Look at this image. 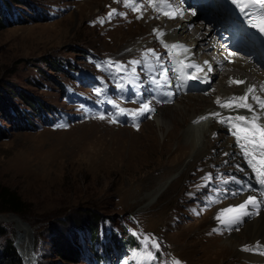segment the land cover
<instances>
[{
	"label": "rangeland",
	"instance_id": "374dc122",
	"mask_svg": "<svg viewBox=\"0 0 264 264\" xmlns=\"http://www.w3.org/2000/svg\"><path fill=\"white\" fill-rule=\"evenodd\" d=\"M149 1L0 0V186L22 202L20 214L0 212V264H15L5 257L9 241L27 263L18 224L6 222L14 216L30 234L33 264H247L245 253L237 259L234 250H221L225 226L212 224L243 178L220 153L234 130L216 131L218 150H209L217 157L185 170L187 158L168 173L173 155L160 149L172 125L165 128L148 113L134 119L119 112L139 109L147 97L169 108L182 102L177 94L157 101L144 77L148 50L155 69L171 71V46L149 29L176 22H159ZM179 40L181 59L204 61L194 43ZM203 68L211 73L192 85L190 97L231 92L223 69L220 77ZM131 79L140 87L132 88ZM37 104L44 116L33 110ZM185 129L175 133L170 151ZM67 251L78 259L61 256Z\"/></svg>",
	"mask_w": 264,
	"mask_h": 264
},
{
	"label": "bare ground",
	"instance_id": "6f19581e",
	"mask_svg": "<svg viewBox=\"0 0 264 264\" xmlns=\"http://www.w3.org/2000/svg\"><path fill=\"white\" fill-rule=\"evenodd\" d=\"M148 3L157 15H161L159 22H162L163 25L165 24L169 26L171 20H176L173 29V26H171L170 29H163L160 27L161 25L159 26L160 23L158 25L154 24L153 27H150L149 31H156L155 35L158 37L156 39L163 38V41H158L162 42L164 45L167 44L171 46L172 43L175 45H181L179 38L180 35H182V38L188 39L195 44V50L199 52L200 58L204 59L201 64L194 62L191 57L181 59L179 57V50L171 48L170 51L168 50V56L172 58V63L169 64L171 66V71H168L165 68L162 71L161 68L155 69L154 66H152L153 58L149 54L146 56V62L151 65L152 70L149 71L145 67L143 73L145 74L144 77H147L151 81L150 90L154 97L157 96L155 99L163 103L166 99H172L173 101V96L175 94L182 97L180 98L182 99V102L179 101L175 105H168L172 106L171 108L164 104H156L157 102L155 100L149 99L148 97L143 99L141 103V105L149 104L154 109L151 113H145L151 115L155 123L163 125L165 128H168V125L170 124L172 125L171 130L167 133L168 144L161 146L160 149L162 154L163 152H167L169 155H173L172 159L167 163L169 164L167 167V172L169 173L174 169L180 168V166L184 164V160L187 158H189V161L184 167L185 170L194 165L193 163L196 164L199 162L200 159H213L217 157L215 155L212 156L209 149L216 148L215 150L217 152L219 146L217 147L216 144L215 133L218 129H225L226 131L232 129L231 123L234 121H230V118H234L237 115L252 116L255 114L261 117L259 122L264 123V111L259 108L256 100L252 99V97H259L264 100V69L258 70V68H256L255 61L250 59L251 54L243 56L224 50L221 46L222 43L219 41V37L217 38L216 33L209 28V25L203 24L201 21L194 22L197 15H191L190 11H185V8L178 4V0H163V2L162 0H151V3L150 1L147 2V4ZM153 4L155 7L152 6ZM168 4L171 5V8L166 6ZM255 7L259 9L258 5H255ZM255 7L249 9L248 20L250 22H253L256 19L254 14L256 11ZM146 10L148 11L150 9L146 8ZM166 13L175 18H169V15ZM153 14V12L146 14V20L150 21L153 18ZM177 16L179 17L177 18ZM165 20H168L169 23H164ZM196 23L197 27L194 26ZM189 30L191 31L189 32ZM191 32H193V34H191ZM156 39L150 41L148 46L150 47ZM159 42L158 46L160 45ZM147 53L152 54L149 50ZM178 60H183L185 64L198 65L201 71H196L194 68L182 70L181 65L178 64ZM228 61L229 64H226ZM205 66L209 67V70L214 68V76L220 75V77H222L223 75L225 85L227 84L226 87L227 89H230L231 92L218 88L219 90H216V92L211 95L212 97L210 96L211 98L200 94L190 97L189 90L192 89V85L198 86L199 82L197 80L205 76L203 74L211 73L203 68ZM219 69H223L225 73L221 75L218 72ZM175 71H184L189 75L191 74L193 77L190 78V89L183 95L178 93L174 77ZM161 73L166 75L167 83L161 81ZM231 81H243V83L236 84L231 83ZM130 82L132 88L140 87L136 79H131ZM250 87L254 89V92L249 94L248 103L254 109V112H248L246 109L236 107L223 108L216 103L217 98H219L221 102H224L229 97L244 96ZM169 93H171V95H169ZM161 105L166 107H157ZM203 107H205L204 110H201ZM213 113H218L219 115L213 116L211 115ZM201 117L208 118L196 123L195 121H198ZM182 126H186V129L184 131V136L178 139L175 147V154V151L173 152L169 149L170 141ZM225 145V148L220 153H226L224 159L228 162L231 160V166L237 164L234 169L236 172L237 170H242L243 178L238 179L235 184L238 194L233 197L236 198L227 200L224 207L223 205L219 207V210L213 214L212 224L214 221L215 225L223 226L216 219L217 215L227 208L237 207L250 196L255 198L256 205L249 206L248 215L243 216L239 224L225 226V232L222 235V239L225 238L224 245L220 248L225 251L234 250L235 253H233V257L237 259L243 257V253H245L247 264H264V199L261 197V194H259L257 188L258 184H262L260 182L261 177L250 165L248 158L245 157L240 147V143L237 141L234 134L230 135L229 133V138ZM3 218L4 217H0V221H3ZM6 222H15L18 224L20 231L18 243L22 246L21 253L25 259H27L26 264H33V261H29L31 242H29L28 239H30V234L27 233L26 229L21 228L20 222L16 220L15 216L8 217Z\"/></svg>",
	"mask_w": 264,
	"mask_h": 264
},
{
	"label": "snow or ice",
	"instance_id": "6c2138e0",
	"mask_svg": "<svg viewBox=\"0 0 264 264\" xmlns=\"http://www.w3.org/2000/svg\"><path fill=\"white\" fill-rule=\"evenodd\" d=\"M163 2V0H162ZM234 3L237 0H233ZM151 3V0H150ZM250 5H258L259 13L258 20L260 24V30L264 31V0H242V10L244 4ZM155 7V5H152ZM171 8V5H166ZM168 14V13H166ZM169 18H175L170 14ZM183 46L181 45H171L172 49H181ZM149 53H146L147 56ZM132 65H137L141 63V61H131ZM178 64L181 65L182 70L187 68H194L196 71H201L198 65L193 64H185L183 60H178ZM144 66L151 71V65L145 61ZM117 71L121 70L120 65H116ZM134 78V77H133ZM189 78H193L191 74ZM161 81L163 83H167V78L164 73H161ZM231 83L241 84L243 81H231ZM253 88H248L247 92L244 96H233L229 97L224 102H221L219 98H217L216 103L223 108H243L248 112H254V109L248 103L249 94L253 93ZM171 95V93H169ZM252 99L256 100L259 108L264 111V100L259 97H252ZM154 109L149 104H142L141 107L137 110H126L124 108H119V112L121 114H129L134 119L138 118L140 115H143L145 112L151 113ZM213 116L219 115L218 113L211 114ZM100 119H104L103 116L99 117ZM208 117H201L196 123H199L202 120L207 119ZM261 117L259 115L253 114L252 116L245 115H237L234 118H230V121H234L231 123V127L234 130L233 134L236 136L237 141L240 143V147L245 155L248 158L250 165L253 167L254 171L261 177V183L264 184V123H260ZM114 122V121H113ZM136 126V125H134ZM256 200L253 197H248L243 203L234 208H227L219 215H217L216 219L220 222L221 225L231 226L234 224H239L242 217L248 215L249 206H255ZM148 238L145 237V241L147 242ZM153 247H157L155 242L153 241ZM173 264H179V261H173Z\"/></svg>",
	"mask_w": 264,
	"mask_h": 264
},
{
	"label": "trees",
	"instance_id": "16d2710c",
	"mask_svg": "<svg viewBox=\"0 0 264 264\" xmlns=\"http://www.w3.org/2000/svg\"><path fill=\"white\" fill-rule=\"evenodd\" d=\"M14 1H16V0H14ZM9 9L5 11L2 8V10L5 11V15L7 17H11L12 16L10 14L7 15V13L10 12ZM4 19H5V17L2 20H4ZM2 28H4V27H3L2 23H0V29H2ZM39 105L37 104V106L33 107V110H35L36 112H39V115L41 114V116H44L45 113H46V110L44 109V105L43 104H42V106H39ZM1 107H3V104H2ZM0 205L2 206V207H0V212L1 213L12 212L14 214H20L22 202L20 201V199L18 198V196L14 192L10 191L8 188L0 186ZM93 230H94V228H93ZM93 230H92V233L94 232ZM3 235H4V231L0 227V237H2ZM115 247L119 248L118 245L115 246ZM106 253L108 254V252H106ZM109 254H111V252ZM1 256H2V259H1ZM61 256H63L65 259L72 260V262L78 259V253L77 252H68L67 251L66 255L64 254V255H61ZM5 257H10L11 259H13L15 264H21L19 258L17 257V253H16V250H15V248L13 246V242L12 241H9L8 244H7V249H5ZM3 260H4V257H3V254L1 252L0 253V263Z\"/></svg>",
	"mask_w": 264,
	"mask_h": 264
}]
</instances>
